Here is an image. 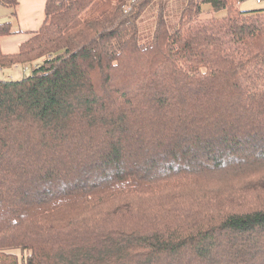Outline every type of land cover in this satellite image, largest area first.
<instances>
[{
	"label": "trees",
	"instance_id": "obj_1",
	"mask_svg": "<svg viewBox=\"0 0 264 264\" xmlns=\"http://www.w3.org/2000/svg\"><path fill=\"white\" fill-rule=\"evenodd\" d=\"M240 1L170 28L165 0H45L14 54L0 22V70L30 71L0 78V264H264V9Z\"/></svg>",
	"mask_w": 264,
	"mask_h": 264
},
{
	"label": "rangeland",
	"instance_id": "obj_2",
	"mask_svg": "<svg viewBox=\"0 0 264 264\" xmlns=\"http://www.w3.org/2000/svg\"><path fill=\"white\" fill-rule=\"evenodd\" d=\"M185 2L186 0H165L164 6H165L166 19L170 28L175 27L179 13ZM239 8L243 11L264 9V0H262L260 4H257L255 0H241L239 4ZM10 11L13 10H9V8L0 5V22H5L10 18L9 17ZM210 11H211L210 6L204 4L202 6L201 17H204L206 14H209ZM156 12H157V6H151L149 9H147L144 12V14L142 15L139 21V29H140L139 40L142 43H146L152 38ZM224 16H225V11L223 10L215 12V17L222 18ZM29 74H30L29 70H24L21 67L7 68L0 70V78L2 79L19 80L29 76ZM9 192L10 189L8 184L5 183L4 181H0V201L6 199Z\"/></svg>",
	"mask_w": 264,
	"mask_h": 264
},
{
	"label": "crops",
	"instance_id": "obj_3",
	"mask_svg": "<svg viewBox=\"0 0 264 264\" xmlns=\"http://www.w3.org/2000/svg\"><path fill=\"white\" fill-rule=\"evenodd\" d=\"M45 0H17L14 8L15 17H10L12 29L15 34L1 40V51L5 54H14L19 46L28 40L31 32L40 28L44 20ZM9 10H12L9 8ZM10 11V14L13 12ZM215 13L210 11L202 19H211Z\"/></svg>",
	"mask_w": 264,
	"mask_h": 264
},
{
	"label": "built area",
	"instance_id": "obj_4",
	"mask_svg": "<svg viewBox=\"0 0 264 264\" xmlns=\"http://www.w3.org/2000/svg\"><path fill=\"white\" fill-rule=\"evenodd\" d=\"M262 0H255L257 4H260Z\"/></svg>",
	"mask_w": 264,
	"mask_h": 264
}]
</instances>
